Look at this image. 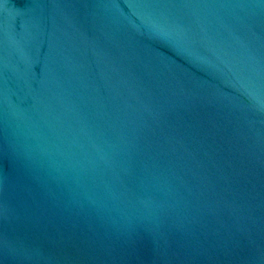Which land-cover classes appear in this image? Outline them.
<instances>
[{"label": "water", "instance_id": "95a60500", "mask_svg": "<svg viewBox=\"0 0 264 264\" xmlns=\"http://www.w3.org/2000/svg\"><path fill=\"white\" fill-rule=\"evenodd\" d=\"M0 264H264V0H0Z\"/></svg>", "mask_w": 264, "mask_h": 264}]
</instances>
